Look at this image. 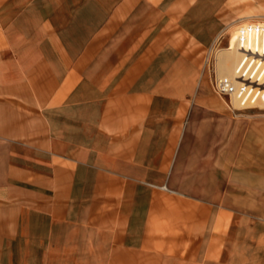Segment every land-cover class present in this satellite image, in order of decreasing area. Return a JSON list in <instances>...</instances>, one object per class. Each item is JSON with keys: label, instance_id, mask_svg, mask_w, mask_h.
Segmentation results:
<instances>
[{"label": "crops", "instance_id": "1", "mask_svg": "<svg viewBox=\"0 0 264 264\" xmlns=\"http://www.w3.org/2000/svg\"><path fill=\"white\" fill-rule=\"evenodd\" d=\"M230 18L264 0H0V264H264V219L185 186Z\"/></svg>", "mask_w": 264, "mask_h": 264}, {"label": "rangeland", "instance_id": "2", "mask_svg": "<svg viewBox=\"0 0 264 264\" xmlns=\"http://www.w3.org/2000/svg\"><path fill=\"white\" fill-rule=\"evenodd\" d=\"M253 21L264 18L241 23ZM226 22L215 43L200 53L207 88L216 102L185 118L186 123L191 121L184 133L185 186L264 219V109L234 108L229 97L219 96L213 88L215 53L228 47L231 35L238 33L236 18Z\"/></svg>", "mask_w": 264, "mask_h": 264}, {"label": "built area", "instance_id": "3", "mask_svg": "<svg viewBox=\"0 0 264 264\" xmlns=\"http://www.w3.org/2000/svg\"><path fill=\"white\" fill-rule=\"evenodd\" d=\"M245 23L239 22L237 25L241 35L240 40L243 41L245 34L254 32L256 37H260L261 49H255V52L251 53L250 48L247 47L249 54L236 69L242 84L239 88H235L227 78L221 77L214 78L213 88L219 96H227L229 99L232 94H236L243 107H255L258 101H261L264 109V21ZM240 45L243 46L242 42ZM251 56L253 58H250ZM245 63H247L246 66Z\"/></svg>", "mask_w": 264, "mask_h": 264}, {"label": "bare ground", "instance_id": "4", "mask_svg": "<svg viewBox=\"0 0 264 264\" xmlns=\"http://www.w3.org/2000/svg\"><path fill=\"white\" fill-rule=\"evenodd\" d=\"M240 39L241 35L239 32L231 35L229 40V46H231L232 48L227 50H220L216 53L215 56V71L217 77L227 78L230 82L233 83L235 88H239L242 85L241 80L239 79V76L236 72V69L240 64L229 66L227 65V63L230 62V60L233 61V59L238 62H242V60L249 54L248 48H250L251 53H254L255 49H261V45L259 44L260 37H256V34L254 32L248 33V35L245 34L243 36V41H241ZM241 42L243 44L242 47L240 45ZM250 58H253V56H251ZM250 58H248V60ZM230 102L234 108L251 107H243L240 99L237 97L236 94H232L230 96ZM257 106L263 108V104L261 103V101H258Z\"/></svg>", "mask_w": 264, "mask_h": 264}]
</instances>
